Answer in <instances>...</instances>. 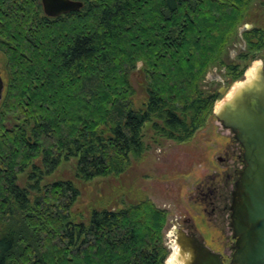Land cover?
Wrapping results in <instances>:
<instances>
[{"label":"trees","instance_id":"trees-1","mask_svg":"<svg viewBox=\"0 0 264 264\" xmlns=\"http://www.w3.org/2000/svg\"><path fill=\"white\" fill-rule=\"evenodd\" d=\"M76 1L49 17L41 0H0V264H166L167 210L144 199L86 224L73 181L42 182L72 158L81 181L123 174L147 150L146 123L191 140L219 98L208 72L225 67L231 84L264 47L260 26L238 63L224 60L254 0ZM140 62L148 99L135 109Z\"/></svg>","mask_w":264,"mask_h":264},{"label":"rangeland","instance_id":"rangeland-1","mask_svg":"<svg viewBox=\"0 0 264 264\" xmlns=\"http://www.w3.org/2000/svg\"><path fill=\"white\" fill-rule=\"evenodd\" d=\"M261 2L264 0L255 2V6H252L255 7L252 14L248 12L239 25L236 37L231 42L224 57L226 62L238 63L239 61H236L237 55L248 50L247 43L242 39V37L244 39L246 37L245 29L256 26V24L259 25L258 27L263 25L261 28L264 29V17L260 15ZM249 35L252 38V34ZM252 39L255 40V37ZM256 66L264 69V49L259 51L256 58L250 62L243 77L231 84L228 83L225 67L216 66L208 72L203 88L206 91L217 92L219 95L213 109L214 116L188 142L176 143L160 138L150 128L151 123H146L144 141L147 150L142 158L133 161L130 168L123 174L99 177L88 182L81 181L76 176L77 159L72 158L69 161L64 160L52 174L44 177L42 183L73 181L80 191L74 211L81 214V221L86 224L89 223L91 213L95 209H122L141 200L150 199L159 208L168 211V224L164 231L165 241L170 250L166 260L168 264V260L174 253L171 244L174 239V229L179 228L177 223L182 225V220L186 217L191 218L200 227L202 217L195 206L197 187L200 182L206 181L211 173L222 168L217 159L223 154L224 146L222 144L227 141L232 142L235 139L233 132L224 128L217 120L215 112L224 101L229 99V95L238 85L248 80V72ZM130 81L135 89L134 108H143L148 95L142 62L131 73ZM238 166L243 170L245 164L240 163ZM26 184V176H21L19 185L24 187ZM218 226L221 240L228 243L233 234L231 219L225 217L222 222L218 223Z\"/></svg>","mask_w":264,"mask_h":264},{"label":"water","instance_id":"water-1","mask_svg":"<svg viewBox=\"0 0 264 264\" xmlns=\"http://www.w3.org/2000/svg\"><path fill=\"white\" fill-rule=\"evenodd\" d=\"M41 3L49 17L83 7L76 0H41ZM4 89L0 71V104ZM215 116L224 128L233 132L243 149L245 164L235 183L231 206V228L236 239L231 264H264V69L258 68L254 77L236 87ZM176 237L178 260L182 264H224L196 238L177 232Z\"/></svg>","mask_w":264,"mask_h":264},{"label":"flooded vegetation","instance_id":"flooded-vegetation-1","mask_svg":"<svg viewBox=\"0 0 264 264\" xmlns=\"http://www.w3.org/2000/svg\"><path fill=\"white\" fill-rule=\"evenodd\" d=\"M258 1L259 0H254L252 6H255V2L257 3ZM260 6V15L264 17V2H261ZM254 8L255 7H251V10H249L251 14ZM256 15L259 16L258 13H256ZM256 29H258L257 24L256 26H250L248 29H245L244 33L252 31V38H256L258 36L257 33H259L255 31ZM248 37L251 38L250 35ZM242 39L248 46V39L246 37V40L244 37H242ZM263 49L264 47L261 48L260 51ZM240 55L241 53L237 55L236 61L240 60ZM222 145L224 146L223 154L217 158L222 168L211 173L206 181L203 180L200 182L196 190L195 206L202 217V220L200 219L202 221L200 227H198L191 218L185 217V219L182 220L183 224L177 223L179 228L176 227L174 229V239L171 246L173 247L176 245V232L182 233L188 237L196 238L206 249L218 255L224 264H231L235 252L234 247L236 239L233 233L228 243L221 240V235L218 231V223L222 222L225 217L231 219V206L235 183L242 172L241 167L238 165L240 163L244 164V161L243 149L235 139H233L232 142L227 141Z\"/></svg>","mask_w":264,"mask_h":264},{"label":"bare ground","instance_id":"bare-ground-1","mask_svg":"<svg viewBox=\"0 0 264 264\" xmlns=\"http://www.w3.org/2000/svg\"><path fill=\"white\" fill-rule=\"evenodd\" d=\"M259 65V64H258ZM259 66H256L255 68H253L250 72H248L247 75V79H251L252 77L255 76L257 68ZM241 85V84H240ZM238 85V86H240ZM236 89V88H235ZM234 93V90L232 91V93L229 95V97L232 96V94ZM173 251L174 253L172 254V256L170 257V259L168 260V264H182L178 259H179V252H178V248L176 247V245L173 246Z\"/></svg>","mask_w":264,"mask_h":264}]
</instances>
